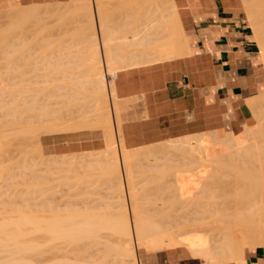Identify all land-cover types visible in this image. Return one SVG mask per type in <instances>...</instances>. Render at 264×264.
I'll use <instances>...</instances> for the list:
<instances>
[{"label": "bare ground", "instance_id": "1", "mask_svg": "<svg viewBox=\"0 0 264 264\" xmlns=\"http://www.w3.org/2000/svg\"><path fill=\"white\" fill-rule=\"evenodd\" d=\"M76 1L77 2L79 1V3H78L79 7H77L76 9H78V13H80L81 17H83L82 20L85 22L84 27L82 26L83 29L80 28L81 32L82 33L84 32V34H83L84 37L82 36L83 40L82 41L80 40V43L82 42L86 45V46L84 45L86 48L85 49L86 55H84V56L87 57L85 62L88 65L87 72H86V74H88V77H87V75H85V76L88 79H85L83 81V83L81 81L82 84L77 85V83H79L78 82L79 80H78L76 82L75 86L78 87L80 89V91H84L86 98L88 97L89 100L91 99V101H93V104L95 106V109H94L95 114L93 116H91L92 118H90V120H88V117L90 115L86 118V120L84 119L83 123L85 124V122L87 121L86 124H88V125H85L84 128H82L83 125L82 126L79 125V127H78V124L76 126H69L68 125L70 128H68V126L66 128H64L65 127L64 126V99L63 100L60 99L61 101L59 102V104L61 102L63 104L56 106V107L54 106L55 104L54 105H53V103L51 104L52 101L51 102L49 101L50 104L54 106L53 107L50 105L51 106L50 107L48 102H44L45 98L43 97V96H45V93H47L49 96L50 95L51 96L57 95L59 97V95L56 92L58 91V89L61 90V87L64 84H62V86H61V84H58V85L55 84L57 80L56 81L55 80H51V81L45 80L46 82H48L50 84H47L48 87H45V89L43 87H39L40 90L44 93V95L41 94L42 97H39L40 95L39 96L38 95L32 96L31 94H28L26 96L27 92H26V94L23 93L24 96L20 95V97L19 96L17 97V94H16V96H11L10 91H9L8 93L10 94L11 99L8 100V98L4 99V97L2 95L3 93H1L0 110L2 109L1 110L2 112L0 114V179L1 180L3 179L4 181H6V180L12 181L13 180L12 178H14V177L16 178V174H17L16 172H14V170L21 168V170H20L21 172L18 175V177H21V178H20L19 182H17V183H20L19 187H21L22 188L21 190H23V191H20V188L17 187L18 185L16 182L13 183V181L16 179H14L12 181V184L8 185V188L10 187L9 192L11 191V189L13 190L11 192L13 194H21L22 195V193L23 194L27 193L26 194L27 196L26 197H24V195L21 196V198L23 197L22 198L23 200H26V202L23 201L25 203H22V202L20 203V201L17 203V201H15L16 198H18L16 195H15L16 196L15 199H10V197H9L8 199H10V200L2 199L0 201V264H30V263L34 264L35 262H37V261H35V258H37L39 255L41 256V254L43 256L44 255L43 253H46L47 250L48 251H54V250L64 251V250H67V248L70 246H75V247L77 246L76 247L77 249H73L72 252L73 251L75 252V250H76L78 255L83 254L84 252L81 251L83 249L79 250V247H81L80 244L82 245L83 241H86V243H88V245H90L89 248L87 247L88 251H89V249L92 250L91 248H93L94 245L98 244V242H99L98 239L100 240L103 232H110V236L112 237V235H113V237H115L116 239H104L103 240L101 238V241L102 242L104 241V243H105L104 244L105 248H103L104 246L102 247L103 251L105 250V254H103V256L101 255L100 257L98 255V257H96V259L93 261L92 264H110V263H108L110 260V259H108V257L112 252L115 253V255L112 258V259L116 260L115 264H141L140 254L144 253V249L146 247H154V248H160L161 249V248H172V247L185 246L186 245V243L183 241V239L181 237L177 236V234L175 235L174 231H170L169 229H167L165 226L162 225V221L157 219V215L153 216V214H150L149 212L146 213L145 209L140 206L141 205L140 201L142 199L138 197L139 193H138V189L136 188L137 185L135 183V178H136L135 173H137L139 171L143 172L144 170H142L141 168L146 167V170H147L151 166L150 167L151 169H148L147 171H150L153 169L155 171H156V169H158L157 171H160L161 169L159 170V168H156V167L166 166V167H162V168H164V169H166V171H168L170 169L169 167H172V165H170V163H169V161L171 160L169 157L170 152H176L177 154L179 153L180 155L184 156V158L186 157V159H187V157H189V158L197 157L199 159L201 158L200 160H202V163H205V164L208 161L210 162L209 164H211V161L214 162V160H215V162L219 161V164L222 162L221 165H218V163H215V164H217L218 167L219 166L221 167L223 162L224 163L226 162V161H223L224 159H222V158H225V159L227 158V159H229L228 161L231 162V163H229L227 161L230 165V166H228L229 172L234 170V168H233V170L231 169V171L229 169V167L234 166V164L237 168H239V170H242V168H244V167L249 168L251 166L250 162H254L255 164L259 163V165L264 168V116H261L262 111H260L264 107V92L255 98L253 97V99H249V101H248L250 107L252 108V110L255 113V114L254 113L253 114L256 115V120L258 122H259V120L257 119V117L259 115H257V114L260 111L259 114L261 116L260 117L261 119L258 117L260 119V122L258 123L259 125H255V126H251V127H248L246 125L247 127L245 126V129L238 134H234V133H230V132H228L226 134L216 133L215 135H214V132L208 133V134H202L201 133L199 135H190V136H185V137H181L178 139H176V138L173 140L171 139L169 141H165L162 143L148 145V146H155V147L158 146L160 148L159 152L155 156H153V160L150 157L151 160L154 162V164H153V162L152 163L150 162V163H148V166H147V163H144V161H143V163H144V165H143L142 161H140L141 160L140 158H139L140 159L139 161H138V159H133V155L130 154L131 148L126 145L124 135H123V132L121 129V127H122L121 124H120V126L117 127L118 129H116L115 125L113 124L114 120L112 121V117H111L110 108L113 110V108H114L113 106L115 104V103L112 104V101H113V98H117L115 85H114L115 73L121 69H124V68L136 67V66H141V65H149V64H154V63H161V62H164L166 60H171V59L179 58V57L184 56L186 54H190L188 38H187L186 33L183 29L182 23L179 19L176 4L174 3V0H147V4H146L145 0H143V3L147 6H144L140 3H139L140 5L137 4V5L142 6V7H140L137 10H133L136 17L131 14V10H130V8H128L130 10V13L127 14L129 16L128 18H130V19L133 18L132 21H136V23L133 22L136 25L139 22L137 25L138 29H136L137 31L134 30V33H132L133 35L130 34V36H131V39H130V36H128L129 33L125 34V35H123L124 32H123V34L120 33L123 30L125 31V33L127 31V30L123 29L122 24H119L121 27L120 31H118L119 29L117 30L118 24L116 25L115 24L116 22L115 23L113 22V18L111 17L112 16L111 12L109 11L110 9H108V6L106 5L107 2L105 0H76ZM131 1H135V0H131ZM137 1L142 3V0L141 1L137 0ZM257 1L258 0H256V1L255 0H244V3H245V7H246L245 10H247L250 22L253 25V28L255 29L256 35L258 36L260 48H261L263 58H264V35H263L264 32L260 31V22H259L260 19L258 18L259 14L261 12L258 9L255 10L256 7H254V6H256V4H257V6L259 5L258 3H260V1L259 2H257ZM72 2H74V1L72 0ZM168 2H171V4ZM135 3H138V2H135ZM254 3H255V5H254ZM41 5L42 4H40V6ZM165 5H167V6H165ZM40 6H39V4H34V3L27 4V5L22 4V7L19 6V8H21L22 11L20 9V12L16 13L17 16L15 13H14L15 15L12 14L10 16L11 18L14 16H16V17H14L13 19L10 18L11 20L9 19V20H7V22L10 23V21H11L12 26H14V22H16V23L18 22L17 25H18V27H21L20 29L28 27V25L31 26L32 21L34 22V20H32V18L40 16V15L37 16L38 13H36L37 9L40 8ZM10 7H11V5H10ZM75 7H74V9H75ZM136 7H138V6H135V9H136ZM132 8H134V5ZM58 9L62 11V9H60V8H58ZM38 10H40V9H38ZM59 10L58 11L55 10L56 11V12L54 11L55 13L53 12V15H55V16H56V14H58V16H56V17L53 16L54 18L58 17L57 21L61 18V17L59 18V14H60ZM41 12H43L42 13V15H43L44 11H41ZM48 12H50V11H48ZM45 13H47V12H45ZM51 13H50V15L52 16ZM130 14L134 17H131ZM46 16H49V15H46ZM62 16L64 18V13ZM54 18H53V20H54ZM41 19L42 18H40L39 20H41ZM78 19H79V17H78ZM145 19H146V21H145ZM36 20L38 21V19H36ZM37 21H35V23H37ZM46 21H47V19H46ZM132 21L130 20L129 22L132 23ZM7 22H5L6 23V25L4 24L5 26H7L9 24ZM59 22H60V20H59ZM127 22H128V20H127ZM38 23H40V21ZM63 23H64V20L62 21L61 24H63ZM130 23H128V25H130ZM133 23H132L133 29L137 28V27H135L136 25H133ZM80 24H81V22H80ZM56 25L58 27V25H60V23L59 24L57 23ZM128 25H126L127 28L129 27ZM7 27H10V26H7ZM43 27H45V26H43ZM49 27H51V25ZM12 28L17 29V26L16 27L14 26ZM52 28H54V27H52ZM2 29L4 30V28H2ZM10 29H11V27H10ZM14 29H11L12 33H13ZM121 29H123V30L121 31ZM133 29H131V30H133ZM160 29H161V31H159ZM3 30H2V32H3ZM128 30H129V28H128ZM0 31H1V29H0ZM5 31L6 30H4V32ZM11 32H9V33H11ZM81 32L79 30L77 33H81ZM161 32H162V34H161ZM7 33H8V30L5 34L2 33V35L0 32V35L2 36V37L0 36L1 41H3L5 39L4 42H6L9 38V36L10 35L12 36V34H10L8 36L9 33L8 34ZM120 34H122L123 36ZM57 43H59V42H57ZM53 44H55V42ZM60 45H61V42H60ZM60 45H58V46H60ZM53 47L54 46L52 45V48ZM63 48H64V46H63ZM55 49H56V47H55ZM135 50H136V52L134 53ZM61 52H63V54H64V50H62ZM24 57H25V55H24ZM56 62H57V60H56ZM58 63H60V62H58ZM62 63H60V65H58V69H59V66L62 67V65H63ZM58 72H61L62 75L64 74V71H58ZM62 79L64 81V78H62ZM58 81H59V79H58ZM0 83H1V81H0ZM17 83H14V84H17ZM37 83H39V82H37ZM40 83H44V81L40 82ZM51 83H52V85H51ZM3 85H4V83H3ZM22 85L20 87V90H21V88H23L25 86V85L24 86H22ZM44 85H42V86H44ZM26 86H28V84ZM24 88H23V91L28 87H26L25 89ZM29 88L26 89L25 91H27V90L30 91L31 86ZM32 89H33V87H32ZM49 89L51 90V92H48ZM3 90H4V88H3ZM3 90H2V92H3ZM10 90H12V89H10ZM15 90H16V88L14 89V91ZM34 90L37 92L35 87H34ZM40 90L38 89V92H40ZM5 92H7V90ZM16 92H17V90H16ZM38 92H37V94H38ZM73 92H74V90H73ZM75 92H77L79 94V91H75ZM28 93H31V92H28ZM14 94L15 93H13L12 95H14ZM47 94L45 96L46 98L48 96ZM29 95H31V96H29ZM62 95L64 98V94H60L61 97H62ZM10 96H7V97L10 98ZM77 96L74 94L73 97L78 98ZM37 98H39V102H38ZM40 99H43V102H40V101H42ZM58 100H59V98H58ZM117 102H118V100H117ZM54 103H57L56 105H58V101L54 102ZM117 106H118V104H117ZM117 106L115 104V107H117ZM118 110L119 109L117 107V112H118ZM33 117H37L38 120L35 119L37 121L36 122H35V120L33 121V119H32ZM116 117H117V115H116ZM76 119H77V117H76ZM118 119H120V118H118ZM72 121H74V120H72ZM80 124H82V123H80ZM71 127H73V128H71ZM86 130H91V131H94L97 133H101L104 137L106 145L104 148L100 149L101 151L99 153V154H102L101 158L99 157L100 160L102 159V161L97 160V162L99 161L100 164L102 163L103 167L101 169L103 172H105L104 174L107 176V181H109V184L107 186L109 188L111 198H113V200H115V201L110 200L108 204L105 201H103V202H105V204H107L106 205V207L108 208V209H106L107 211L99 208L100 209L99 211H94L91 213L89 210H86V209L83 210L84 213L82 211L81 212L76 211L77 209L72 211V212L76 211L74 213H72L70 210L69 211L71 213L64 212L65 208L64 209L59 208V206H58L59 204L56 205L57 203L56 204L54 203L55 205H53V203L51 202V199L49 200V203H47L45 201L44 202L39 201L40 203L39 202L35 203V199L38 196L42 195L43 193H45L49 190L51 191L52 187L54 188V186H52V187L48 186V180H49L48 176L40 173L43 170H41L40 172L37 170L36 167L39 166V165H37L38 164L37 161L38 162L39 161L44 162V161H48V160L49 161L57 160L56 162H59L60 160H58V159H64V152L63 153H52V152L48 151L47 153H45L43 146H42V143H41V136H50V135H55V134H61L64 132L86 131ZM26 135L33 137L35 139L36 144H35L34 140H33L34 144H30L32 141H30L29 144H30V146H35L37 156H34L33 152L30 151V149H26L24 151V153L22 154V158H21V156H19L16 153V156L18 155V157L17 158L14 157V160H15V163H14V160H12L13 158L9 157L10 153H11V149H12L11 147L17 144V140L20 137H26ZM119 136H120L121 140L119 139ZM244 136L245 137L246 136L247 137H261V139L258 142V144L248 145V144H246V139L244 138ZM239 137L241 139H239ZM30 139H32V138H30ZM249 149H252V150L256 149L257 153L256 152H250ZM13 150H14V148H13ZM82 155H86V153L81 154V156ZM78 158H80V157H78ZM82 158H84V156H82ZM206 159H209V160L206 161ZM85 160H86V158H85ZM157 160L159 162L161 160L162 161L160 163L158 162V164H156ZM11 161H13L12 162L13 164L12 163L9 164ZM7 162H8V164H7ZM92 162H94V161H92ZM139 162L142 164L140 165ZM192 162L193 161H191V163ZM137 163L140 166H138ZM232 163H234V164H232ZM167 165L169 166L168 167L169 169L167 168ZM211 165H213V163ZM98 166H100V165L98 164ZM193 166H194V164H193ZM153 167H155V168H153ZM183 167H185V166H183ZM262 167H260V168H262ZM60 168H61V170H63V166H61ZM60 168L55 166L54 169L49 168L48 170H50V171L52 170L51 172H54L57 169L60 170ZM92 168H93V166H92ZM97 169H99V167ZM257 169L258 168H256V166H255V168L250 169V172H252L251 170H253V171L255 170V172H253L251 174L256 173ZM78 170H80V168ZM136 170H138V171H136ZM146 170H145V172H146ZM262 170L264 171V169H262ZM262 170L260 169L259 171L261 173H263ZM50 171H46V172L49 173ZM65 171L67 172V170H65ZM89 171H90V169H89ZM237 171L238 170H236V172ZM66 172H64V173L66 174ZM103 172H102V174H103ZM243 172H245V170ZM58 173H59V171H58ZM232 173H234V172H232ZM262 176H264V174H262ZM61 177L64 178V174H62ZM81 177H82V175H81ZM86 177H88V176H86ZM22 178H23V181H22ZM65 178H67V177H65ZM57 179H59V178H57ZM69 179H71L70 176H69ZM55 180H56V178H55ZM60 180H62V179H60ZM64 180H62V181L58 180V182H59V184H60V182L63 183V185H62L63 187H67L64 185L67 184L68 182L66 181L67 183L64 184V182H65ZM85 180H86V178L83 180L84 184H85ZM20 181L22 182L23 187H22ZM90 181H91V179H90ZM88 182H89V180H88ZM69 183H71V182H69ZM77 183L78 182L76 181V184ZM80 183H81V181H80ZM80 183H79V185L82 184V183L81 184ZM90 184H87V185H90ZM58 185L56 187L60 186V185L59 186ZM69 185L70 184H68L67 188H70V187L72 188V186L69 187ZM73 185H74V183H73ZM5 186L3 188H5ZM85 186H86V184H85ZM78 189L81 190L80 188H77V190ZM3 191L5 192L4 194L7 193V189H6V191H5V189H3L1 192H3ZM16 192H18V193H16ZM24 192H26V193H24ZM53 192H54V190H53ZM87 192H84V193H87ZM75 193H76V191H75ZM84 193H82V194H84ZM89 193H91V192L89 191ZM64 194H65V192H64ZM70 194H71V192H70ZM72 194H74V193H72ZM241 194H243V193L240 191V195ZM55 195H57V194L55 193ZM92 195H93V193H92ZM2 196H3V194H2ZM75 196H76V194H75ZM109 197H110V195H109ZM29 198H33V199L35 198V199H34V201H31ZM61 198H63V197H61ZM65 198H67V197H65ZM92 198H94V197H92ZM106 198H108V197L106 196ZM47 199H48V197H47ZM77 199H78V197H77ZM246 199L249 201L248 198H246ZM27 200H28V202H27ZM82 200H83V198H82ZM82 200H80V201H82ZM108 200H109V198H108ZM30 201H31V203H30ZM71 201H72V199H71ZM84 201L86 202L87 200H84ZM99 201H101V200H99ZM125 201H128V204H129V206H127L128 208H126L127 202H125ZM238 201H240L242 203L241 200H238ZM32 202H34V203L32 204ZM67 202H69V201H67ZM103 202H102V204H103ZM71 203H73V201ZM141 203H143V202H141ZM75 204H77V203H75ZM88 204H90V203H88ZM105 204H103L102 206H104ZM250 204H251V206H253V202ZM80 205L82 206L83 204H80ZM241 205H238V206L240 207ZM63 206H65V205H63ZM67 206L69 207V205H66V207ZM72 206H74V205H72ZM81 206H80V208H81ZM86 206H88V205H86ZM92 206H90L88 208H91ZM206 208H207V211L210 210L208 208V206H206ZM245 208H247V207H245ZM82 209H83V207H82ZM250 209H249L250 211L249 210L248 211L243 210V217L240 216V218H238V219L233 218L234 213L231 214V212H229V214H231L233 216L232 217L233 219L230 217L232 219L231 221L229 220L230 218L227 220L226 217H224L225 219L223 218V216L221 217L224 220H227L226 223H229V221H230L229 225L231 227H233V229L231 230L232 233L236 230H240L241 227H242V229L245 227L244 233H242L243 232L242 229L240 230V232L236 231L237 235H239L240 237L236 236V232H235V234L232 235L234 238H232L230 236L231 234L227 235L226 239L228 238V236L231 237V238L229 237L230 240H228V242L232 240V242L230 244L222 245L224 243L221 241L223 239V237H221L222 239L220 238L221 240L219 239L218 241H221L222 244L217 243L216 245H214V248L211 247L214 250L211 249L208 245L207 246L205 245L206 248L204 250H202V248L201 249L198 248L197 244L195 246L193 244H191V245H188L187 247L190 249V251L193 253L194 256H199L201 258H203V257L204 258L205 257L210 258L211 257L212 259H214L211 262H214L215 264L216 263L231 262V261H234L237 264H245V262L247 260V259L245 260L246 248H248V247L251 248V247L256 246V245H264V207L256 206V210H255V208L253 209V207H250ZM85 210L89 211V213H87ZM101 210H103L104 212H100ZM242 210H241V212H242ZM237 211H239V210L237 209ZM43 212H44V214H43ZM244 213L248 214V216ZM253 213H256V214H253ZM214 214H215V212H214ZM214 214L212 212V216ZM223 214L225 215V213H223ZM236 214H239V213H236ZM240 214L242 215V213H240ZM261 214L263 216H261ZM231 215H229V216H231ZM218 216H220V215H218ZM229 216H227V217H229ZM241 219L243 220V222ZM214 220H215V218H214ZM219 220H220V218H219ZM233 221H235V223L236 222L238 223V221H239L240 223H238V224L242 225V226L239 227L237 225L239 227V229H237V227L234 226L236 224L231 223ZM214 222H216V221H214ZM214 224H215L214 226L217 229L216 223H214ZM220 224H222L221 220H220ZM249 224H254V225H249ZM222 226H224V223ZM230 226H228V227H230ZM248 226H250V227H248ZM228 227H226V228H228ZM230 229L231 228H229V230ZM234 229H236V230H234ZM222 230H223V228H222ZM222 230H221V232H222ZM229 230L227 229V232H230ZM221 234L223 236V234H226V233L222 232ZM235 237H237V239H235ZM224 242H227V241H224ZM78 243H80V244H78ZM100 243L101 242H99V244ZM76 244H78L79 246ZM97 246H99V245H97ZM75 247H73V248H75ZM85 248H86V246H85ZM97 248H98L97 254L101 253V251L99 252V247H97ZM97 248L95 249L96 251H97ZM100 250H101V248H100ZM72 252H70V253H72ZM55 253H58V252H55ZM67 253L68 252L66 251V254ZM63 254H64V252H63ZM72 254H75V253H72ZM77 254H75V255L77 256ZM65 256L66 255L64 254V257ZM74 256H72V257H74ZM68 257H70V256L68 255ZM80 257H79V259H80ZM54 258L57 259V257H55V256H54ZM83 258L84 257H82V259ZM40 259H42V258H40ZM204 260L206 261V263L210 262L209 259L206 260V258H205ZM67 261L68 260H66L65 263H67ZM75 261H77V260H75ZM49 262H52V261L50 260ZM91 262H92V260H91ZM84 263H87V262H84ZM214 263H212V264H214ZM38 264H40V263H38ZM44 264H46V263H44Z\"/></svg>", "mask_w": 264, "mask_h": 264}, {"label": "rangeland", "instance_id": "2", "mask_svg": "<svg viewBox=\"0 0 264 264\" xmlns=\"http://www.w3.org/2000/svg\"><path fill=\"white\" fill-rule=\"evenodd\" d=\"M73 1L74 2H72V0H71L68 3H62V2H59V3L58 2H56V3H43L41 6L39 3H36V4H39V6H40V8L37 7L38 9H40V10L37 9V12H36V13H38L37 16L42 15L43 12H41V11H44V14L41 17L40 16L39 17H33L32 20H34V22L31 20L32 21L31 26L28 25V27H25L23 29H20L21 27H18V25H17L18 22L16 23L13 21L14 26L15 27L17 26V29L12 28L14 26H12L11 21H10V23L7 22V20H9L11 18L10 16L12 14H14V13L16 14L17 12H20L21 8H19V6L22 7V4H19L17 6L11 5V7L8 8L9 10L7 9L8 11L7 10L0 11V29H1L0 32H1V35H2V33L5 34L7 32V30L9 33V32H11V29H14V31L12 30L13 33L12 32L9 34L7 33L8 36L10 34H12V36L10 35L11 37L9 36V38L6 42H4L5 39L3 41H1V39H0V81H1V83H0V98H1V93H3L2 95H3L4 99L8 98V100H9V99H11V96H16V94H17V97L18 96L20 97V95L24 96V94H26V92H27L26 96L28 94H31L32 96L33 95H38V96L40 95L39 97H42L41 94L44 95V93L40 90L39 87H43L45 89V87H48L47 84H50L46 81H51V80L56 81L57 80L55 84H57V85L61 84V86H62V84H64L63 85L64 87L62 86L63 88L61 87V90L58 89V91L56 92L59 95V97L57 95L56 96L55 95L49 96L47 93H45V96H46V94L48 96H47V98L45 96H43L45 98L44 102H48L49 106L53 103V105L55 104L54 106L56 107V106L63 104L62 102L59 104V102L64 99V126H65L64 128H66L68 125L69 126H76L77 124H78V127H79V125H81V126L83 125L82 128H84L85 125H88V124H86L87 121L85 122V124L83 123L84 119L86 120V118L89 115L90 116L88 117V120H90V118H92L91 116H93L95 114V110H94L95 106L93 104V101H91V99L89 100L88 97L87 98L85 97L84 91H80V89L75 86V84L78 80H79L78 81L79 83H77V85L82 84L85 79H88L87 78L88 74H86L88 65L85 62L87 57L84 56V55H86V53H85V49H86L85 46L86 45L82 42L80 43V40L81 41L83 40L82 36L84 34V32L83 33L81 32V29H83L82 26L84 27L85 22L82 20L83 17H81L80 13H78V9H76L77 7H79V5H78L79 1L78 2L76 0H73ZM105 1L107 2L106 5L108 6V9H110L109 11L111 12V15H112L111 17L113 18V22L114 23L116 22L115 23L116 25L118 24L117 30L119 29L118 31H120L121 27L119 24L122 23L123 29H125L127 31L125 33V31L123 29H121V31L122 30L123 31L120 33L123 34V32H124L123 35L129 33L128 36L130 34L133 35L132 33H134V30L138 29L137 25L139 22L136 25L135 24L136 21H132L133 18H131L132 23L135 22V23H133V25H136L135 27H137V28L134 27L135 29H133L132 23H130L131 26L128 25V23H129L128 17L129 16L127 14H129L130 10H131V14L136 17L133 10H137L140 7H142V6H139L140 4L147 6L143 3V0H142V3L137 1V0H135V1H131V0H128V1L127 0H105ZM259 1H260V3H258L259 5L257 6V9L261 13L259 14L258 18L260 19L259 20L260 31L263 32V28H264L263 27L264 26V0L263 1L258 0L257 2H259ZM135 2H138V3H135ZM145 2L147 4V0H145ZM18 3L19 2L14 1L12 4H18ZM168 3L171 4V2H168ZM1 4L2 3H0V5ZM137 4H139V5H137ZM2 5H4V4H2ZM133 5H134V8H132ZM135 6H138V7H136V9H135ZM165 6H167V5H165ZM74 7L76 10L74 9ZM58 8L62 9V11L59 10ZM128 8H130V10ZM57 9L60 11V14L62 13L61 15L59 14V18L61 17L59 19L60 22H59V20L57 21L58 17L54 18V17L58 16V14H56V16L53 15V12L55 10L58 11ZM47 10L50 12H48ZM21 11H22V9H21ZM45 12H47V13H45ZM50 13L52 14V16L50 15ZM63 13H64V18L62 16ZM131 14H130V16L134 17ZM46 15H49V16H46ZM16 16H17V14H16ZM16 16H14V17H16ZM14 17H12L11 19H13ZM78 17H79V19H78ZM40 18H42V19L39 20ZM53 18H54V20H53ZM36 19H38V21ZM46 19L48 22L46 21ZM61 20L62 21L64 20L63 24H61L62 23ZM127 20H128V22H127ZM4 21L10 24V25L8 24L7 26H10L11 29H10V27L5 26L6 23ZM35 21H37V23H35ZM39 21H40V23H38ZM145 21H146V19H145ZM80 22H81V24H80ZM57 23L58 24L60 23V25H58V27L56 25ZM50 25H51V27H49ZM125 25L129 26L128 28L130 31L128 30L127 27L126 28L124 27ZM43 26H45V27H43ZM52 27H54V28H52ZM2 28H4V30H6V31L4 32V30ZM130 28L133 30H131ZM2 30H3V32H2ZM79 30L81 33H77ZM159 31H161V29ZM162 32H161V34H162ZM122 34H120V35H122ZM56 41L59 43H57ZM54 42H55V44H53ZM60 42H61V45H60ZM51 44L54 46L53 48H52ZM58 45H60V46H58ZM63 46H64V48H63ZM55 47L57 50L55 49ZM61 49L64 50V54H63V52H61L62 51ZM135 52H136V50L134 51V53ZM24 55H25V57H24ZM56 60H57V62H56ZM58 62H60V63L63 62L62 67L59 66V69H58V65H60V63H58ZM124 69H126V68H124ZM58 71H64V74H63L64 76L61 74V72H58ZM116 73H115V75H116ZM85 75H87V77ZM62 78H64V81ZM58 79H59V81H58ZM43 81H44V83H40ZM81 81H82V83H81ZM37 82H39V83H37ZM3 83H4V85H3ZM14 83H17V84H14ZM27 84H28V86H26ZM21 85L22 86L25 85L28 88L31 86V90L25 91L28 88H26L24 86L26 88L25 89L23 87L25 89L24 90L25 92H24L23 88H21V90H20ZM42 85H44V86H42ZM51 85H52V83H51ZM14 87L16 88L17 92H16V90L14 91V89H15ZM32 87H33V89H32ZM34 87L37 90V92H38V89L40 90V92H38V94L34 90ZM3 88H4V90L7 88L6 89L7 92H5L6 90L4 91ZM10 89H12L13 91ZM2 90H3V92H2ZM73 90H74V92H73ZM9 91H10L11 96L8 93ZM75 91H79V94ZM28 92H31V93H28ZM48 92H51V90L49 89ZM13 93H15V94L12 95ZM59 93L64 94V98H63V95L61 97ZM74 94L76 96L78 95L77 96L78 98H76V97L74 98L73 97ZM31 95H29V96H31ZM7 96H10V98ZM58 98H59V100H58ZM37 99L39 102V98H37ZM40 100H42L40 102H43V99H40ZM117 100H118L117 98H113L112 104L115 103L116 106L118 104V106H117L119 109L118 112H117V107H115V104L113 106L114 107L113 110L110 108L112 121L114 120L113 124L115 125L116 129H118L117 127L120 126V124H121L120 114L122 112V108L119 104V101L117 102ZM49 101L50 102L52 101L51 104ZM57 101H58V105H56L57 103H54ZM53 105H51V106H53ZM262 109L260 110V111H262L261 116H264V114H263L264 113V107ZM1 110H0V114L2 112ZM260 111L257 114V115H259L258 116L259 118L261 117L259 114ZM116 115L120 119H118L116 117ZM75 116L77 117V119ZM254 116L256 119V115H254ZM258 117H257V119L260 122L261 118L259 119ZM32 119H33V121L35 119L38 120L37 117H33ZM37 120H35V122ZM72 120H74V121H72ZM259 122L257 120H255V123L253 126L259 125L258 124ZM80 123H82V124H80ZM69 126H68V128H70ZM71 128H73V127H71ZM97 134L100 135L104 139V137L101 133H97ZM215 134L216 133H214V135ZM224 134H226V133H224ZM29 137L30 136H28V135H26V137H20L17 140V144L11 147L12 149H11V153H10L9 157H12L13 158L12 160H14V157L17 158L18 155L21 156V158H22V154L24 153V151L26 149H30V151L33 152V155L37 156L35 146H30V144H34L33 142L35 141V139L33 137H30V138H32V139H30ZM244 138L246 139V144H248V145L258 144V142L261 139V137H247V136L246 137L244 136ZM119 139H120V136H119ZM239 139H241V138L239 137ZM30 141H32V142L29 144ZM35 144H36V141H35ZM13 148L15 151L13 150ZM159 149L160 148L158 146L155 147V146H148L147 145L145 147L131 148L130 154L133 155V159H138V161L141 159L140 161H142V163L144 161V163H147V166H148V163L153 162L152 161L153 156H155L159 152ZM100 151L101 150L64 153V159H58V160H60L59 162H56L57 160H54V161L48 160V161H44V162H41V161L38 162L37 161V163H38L37 165H39L36 167L37 170L39 172L41 170H43L40 173L48 176V178H49L48 186H51V187L54 186V188L52 187L51 191L49 190V191L43 193L42 195L38 196L36 199L34 198L35 203H37L39 201H43V202L45 201V202L49 203V200L51 199V202L53 203V205H55L56 203H57L56 205L59 204L58 205L59 208H61V209L65 208L64 212H68V213H71L73 210H76V209H77L76 211H79V212H81V211L83 212V210L86 209V210H89L90 213L94 212V211H99L100 209L107 211L106 209H108V208L106 207V205L109 203L110 200L111 201H115V200H113V198H111V194H110L109 188L107 186L109 184V181H107V176L104 174L105 172H103L101 169L103 166H102V163L100 164V162H99V161H102V159L100 160L101 155H102V154H99ZM249 151L250 152H256L257 150L256 149H253V150L249 149ZM16 153L18 154L17 156H16ZM85 153H86V155H82V156H84V158H82L81 154H85ZM169 154H170L169 157L171 159L169 161V163H170V165H172V167H169L170 165L168 164L169 166L167 165V168L168 167L170 168V169L168 168L169 169L168 171H166V169L162 168V167H166V166L156 167V168H159V170L161 169L160 171H157L158 169H156V171L154 169L147 171L148 169H151L150 168L151 166L147 170H146V167L142 166L143 168H141V169L144 171L143 172L139 171V172L135 173L136 174L135 183L137 185L136 188L138 189V193H139L138 197L142 199L140 201V204H141L140 206L145 209L146 213L149 212L150 214H153V216L157 215V219L162 221L163 226H165L170 231H174L175 235L177 234V236H179L183 239V241L186 243V245H185L186 247L188 245H191V244H193L194 246L197 244L198 248H200V249L202 248V250H204L207 245L210 248L211 247L214 248V245H216L217 243H221V241L224 243V244L221 243L222 245L230 244L232 242V240L228 242V240H230L229 237L231 236L232 238H234L232 235L235 234L236 231L240 232V230L242 229V227L240 230L234 229L236 231L233 230L234 232L232 233L231 230L233 229V227H231L229 225L230 221L233 218L238 219V218H240V216L243 217V210L248 211L250 209V207H253V209L255 208V210H256V206L264 207V176H262V174H264V171L262 169H264V168L262 166H260L259 163L255 164L254 162H250V165L252 167L250 166L249 168H246V167L242 168V170L243 171L245 170V172H243L242 170H239V168H237L235 166V164L232 163V164H234V166L229 167V169L231 171V169L233 170V168H234V170L229 172L228 166H230L229 163H231V162L228 161L229 159H227V158H226L227 160L225 158H222V159H224L223 161H226V162L225 163L223 162L222 166L218 167L217 164H215V163H218V165H221L222 160L220 161L221 162L220 164H219V161H217V162H215V160H214V162L211 161V164L213 163V165H211V164H209L210 163L209 161L206 164L202 163V160H200L201 158L199 159L197 157H191V158L187 157V159H186V157L184 158V156L180 155L179 153L177 154L176 152H170ZM78 157H80V158H78ZM150 157L152 158V160ZM85 158L87 161L85 160ZM97 160H99L98 161L99 163L97 162ZM207 160H209V159H206V161ZM92 161H94V162H92ZM191 161H193L194 163L193 162L191 163ZM12 162L13 161H11L9 164H11ZM158 162L159 161L157 160L156 164H158ZM14 163H15V160H14ZM97 163L100 166H98ZM142 163H140V165ZM144 163H143V165H144ZM7 164H8V162H7ZM153 164H154V162H153ZM193 164H194V166H193ZM137 165H138V163H137ZM140 165H138V166H140ZM53 166L54 167L56 166L58 168L63 166V170H61V168H60V170L57 169L54 172H51L52 170L51 171L48 170L49 168L54 169ZM92 166H93V168H92ZM183 166H185V167H183ZM255 166H256V168H258L256 170L257 172L254 174H251V173L255 172V170L254 171L251 170L252 172H250V169L255 168ZM98 167H99V169H97ZM260 167H262V168H260ZM79 168H80V170H78ZM153 168H155V167H153ZM89 169L91 172L89 171ZM260 169L262 170L263 173H261L259 171ZM16 170H14V172L17 173L16 178L15 177L12 178L13 180L14 179H16V180H14V181L12 180L13 183L19 182V180L21 178V177H18V175L21 172L20 171L21 168L16 169ZM65 170H67V172ZM145 170H146V172H145ZM236 170H238V171L236 172ZM46 171H50V172L48 173ZM58 171H59V173H58ZM136 171H138V170H136ZM64 172H66V174ZM102 172H103V174H102ZM232 172H234V173H232ZM62 174H64V178L61 177ZM81 175H82V177H81ZM69 176L72 180L69 179ZM86 176H88V177H86ZM65 177H67V178H65ZM55 178H56V180H55ZM57 178H59V179H57ZM85 178H86L85 184L87 187L85 186L84 181H83ZM89 178L91 179V181ZM60 179H62V180L65 179L64 184L68 182L64 186L68 187V184H70L69 187L72 186L73 189L71 187L70 188L63 187L62 186L63 183H61V182L59 184L58 180L62 181ZM88 180L92 185L88 182ZM12 181H10V180L4 181L3 179L2 180L0 179V183H1L0 184V193H1L0 194V201L2 199H5V200L6 199L7 200L15 199V197L17 196L18 198H16V200H15V201H17V203L19 201H20V203L21 202L25 203L26 200H23L22 199L23 197L21 198V196L24 195V197H26L27 196L26 192H24L26 194L22 193V195L11 193L13 191L12 189L9 192L10 187L8 188V185L12 184ZM22 181H23V178H22ZM76 181L78 182L77 184H76ZM80 181L82 184L80 183ZM69 182H71V183H69ZM73 183H74V185H73ZM79 183L81 185H79ZM87 184H90V185H87ZM17 185H18L17 187H19L20 183H17ZM21 185H22V182H21ZM57 185L59 187H56ZM4 186H5V188H3ZM22 187H23V185H22ZM19 188H20V191H23V190H21L22 189L21 187H19ZM77 188H80L81 190H79V189L77 190ZM3 189H5V191L7 189L6 194H4L5 193L4 191L1 192ZM53 190H54V192H53ZM63 191L65 192V194ZM75 191H76V193H75ZM89 191L91 193H89ZM240 191L243 194L240 195ZM70 192H71V194L74 193V194H72L73 196L70 194ZM84 192H87L88 194L84 193ZM16 193H18V192H16ZM55 193L57 195H55ZM82 193H84V194H82ZM92 193H93V195H92ZM2 194H3V196H2ZM75 194H76V196H75ZM109 195H110V197H109ZM106 196L109 198V200H108V198H106ZM9 197H10V199H8ZM47 197H48V199H47ZM61 197H63V198H61ZM65 197H67V198H65ZM77 197H78V199H77ZM81 197L83 198V200ZM92 197H94V198H92ZM246 198H248L249 201ZM29 199L31 201H34L33 198H29ZM71 199H72L73 203H71L72 202ZM28 200H27V202H28ZM80 200H82V201H80ZM84 200H87L86 201L87 203ZM99 200H101V201H99ZM238 200H241L242 203ZM23 201H25V202H23ZM31 201H30V203H31ZM67 201H69V202H67ZM103 201H105L107 204H105V202H103ZM251 201L253 202V206H251V204H250V203H252ZM102 202H103V204H105L104 206H102L103 205ZM125 202H127L126 208H128L127 207V206H129L128 201H125ZM141 202H143V203H141ZM33 203L34 202H32V204ZM75 203H77V204H75ZM79 203L83 204V205L81 206ZM88 203H90V204H88ZM63 205H65V206H63ZM66 205H69V207L67 206L68 207L67 208ZM72 205H74V206H72ZM86 205H88V206H86ZM238 205H241V206L239 207ZM80 206H81V208H80ZM90 206H92V207L88 208ZM206 206H208V208L210 209L209 211H207ZM82 207H83V209H82ZM245 207H247V208H245ZM237 209L239 211H237ZM103 210H101L100 212H104ZM241 210H242V212H241ZM76 211H74V212H76ZM89 211H86V212L89 213ZM74 212H72V213H74ZM212 212H213V214L215 212V214H214L215 216L214 215L212 216ZM229 212H231V214L234 213L233 214L234 217L231 214H229ZM223 213H225V215ZM236 213H239V214H236ZM240 213H242V215ZM246 213H244V214H246ZM43 214H44V212H43ZM217 214L220 216H218ZM228 214L231 216H229ZM253 214H256V213H253ZM246 215L248 216V214H246ZM222 216H223V218L226 217L227 220L230 217L231 218L233 217V218L232 219L230 218L229 223H226L227 220H224L225 218L224 219L221 218ZM227 216H229V217H227ZM261 216H263V215L261 214ZM214 218H215V220H214ZM219 218H220L222 224H220ZM214 221H216V222H214ZM235 221H233L231 223L236 224L234 226L237 227V229H239V227L242 225L238 224V223H240L239 221H238V223L237 222L235 223ZM242 222H243V220H242ZM214 223H216L217 229L214 226L215 225ZM223 223H224V226H222ZM249 225H254V224H249ZM228 226H230V227H228ZM226 227H228V228H226ZM248 227H250V226H248ZM222 228H223V230H222ZM229 228H231V229L229 230ZM244 228L242 229V231H243L242 233H244V231H245ZM227 229L231 233L227 232ZM221 230L223 233H226V234H223V236H222ZM237 232H236V236L240 237L239 235H237ZM229 234H231V235L228 236V238L226 239L227 235H229ZM112 237H113V235H112ZM112 237L110 236V232H103V234L101 236V238L103 240L104 239H116L115 237H113V238ZM221 237H223V239ZM237 237H235V239H237ZM101 238H100V240L98 239V241L101 243L99 244V242H98V244L94 245L93 248H91L92 250L89 249V251H88L87 247L89 248L90 245H88V243H86V241H83L84 244L82 243V245L80 243H78L81 246V247H79V250L83 249V250H81L82 252H84L83 254L78 255L76 250H75V252L74 251L72 252L73 249H77L76 248L77 246L76 247L70 246L67 248V250H64V251H60V250L48 251L47 250L46 253H43L44 254L43 256L41 254V256L39 255L40 257L38 256L37 258H35V261H37L35 263L36 264H38V263H40V264H44V263H46V264H92L93 261L96 259V257H98V255L100 257L101 255L103 256V254H105V250L103 251V248H105V245H104L105 243H104V241L103 242L101 241ZM219 239L221 241H218ZM224 241H227V242H224ZM78 244H76V245H78ZM97 245H99V246H97ZM85 246H86V248H85ZM256 246H258V245H256ZM256 246H253V247H256ZM73 247H75V248H73ZM97 247H99V252L101 251L102 254L101 253L97 254L98 253ZM96 248H97V251L95 250ZM100 248H101V250H100ZM213 248H211V249H213ZM66 251L68 252L67 254H66ZM55 252H58V253H55ZM63 252L66 255L65 257H64ZM70 252L77 254V256L75 254L70 253ZM53 255L55 257H57V259L54 258ZM68 255L70 257H68ZM114 255H115L114 252H112L109 255L108 259H110V260L108 263L115 264L116 260L112 259ZM72 256H74L75 258ZM140 256H141V254H140ZM79 257H80V259H79ZM82 257H84V258L82 259ZM40 258H42V259H40ZM205 258H206V260L209 259L210 262L212 260H214L211 257L210 258L205 257ZM205 258L203 257V259H205ZM63 259L68 260L67 263H65L66 260L64 261ZM48 260L49 261L51 260L52 262H49ZM75 260H77V261H75ZM91 260H92V262H91ZM140 260H141V258H140ZM84 262H87V263H84ZM211 263H214V262H211ZM30 264H32V263H30Z\"/></svg>", "mask_w": 264, "mask_h": 264}, {"label": "crops", "instance_id": "3", "mask_svg": "<svg viewBox=\"0 0 264 264\" xmlns=\"http://www.w3.org/2000/svg\"><path fill=\"white\" fill-rule=\"evenodd\" d=\"M14 1L19 3L12 4ZM70 1L0 0L4 4L0 11L10 5ZM174 3L190 54L122 69L114 78L123 107L121 129L130 148L201 133L238 134L256 120L248 101L264 92V58L244 0ZM254 7L257 10V4ZM41 143L46 153L98 151L106 145L91 130L41 136ZM140 258L141 264L206 263L186 246L146 247ZM245 260V264H264V245L246 248Z\"/></svg>", "mask_w": 264, "mask_h": 264}]
</instances>
